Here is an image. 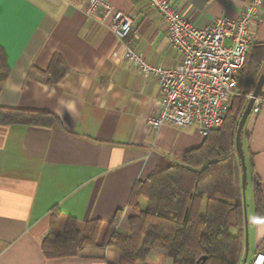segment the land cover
<instances>
[{"label":"crops","instance_id":"0c3cea01","mask_svg":"<svg viewBox=\"0 0 264 264\" xmlns=\"http://www.w3.org/2000/svg\"><path fill=\"white\" fill-rule=\"evenodd\" d=\"M171 1L199 28L210 27L221 15L237 18L248 3ZM25 2L32 6L26 18L0 44L9 67L7 79H16L25 90L17 96L0 95V107L50 113L59 124L0 125V264H117L120 253L111 247L45 259L41 242L49 232L52 210L59 213L58 232L68 217L81 225L91 220L106 224L121 211L117 229L127 233V219L133 213L127 204L135 182L161 166L179 163L204 138L194 126L165 125L158 130L146 126L147 116L159 108L158 84L123 58L124 42L112 34L108 20L102 22L99 13L84 14L88 0ZM108 2L131 18V44L148 64L173 68L179 63L159 16L144 0ZM3 11L11 15L16 9L6 4ZM255 36L257 43H264V6ZM54 55L62 58L67 72L48 86L39 72L47 70ZM82 74L93 79L92 89L79 88ZM109 84L114 85L110 92ZM61 99L72 100L76 111H62ZM243 153L246 185L254 177L264 187V105L254 116ZM248 186L246 216L247 225L248 218L252 224L255 252L264 242V220H253ZM135 264H173V260L165 251L153 249L144 263Z\"/></svg>","mask_w":264,"mask_h":264},{"label":"trees","instance_id":"16d2710c","mask_svg":"<svg viewBox=\"0 0 264 264\" xmlns=\"http://www.w3.org/2000/svg\"><path fill=\"white\" fill-rule=\"evenodd\" d=\"M263 67L264 43H256L238 72L236 94L220 127L199 147L186 152L179 163L161 166L135 182L127 204L133 211L127 219V233L117 229L121 211L106 224L91 220L81 225L68 217L58 232L59 213L53 209L49 232L41 242L43 257L69 258L85 249L111 247L120 253L117 264L144 263L153 249L165 251L173 264H241L245 222L242 172L234 138L246 97L251 95ZM66 72L62 58L54 55L47 70L39 73L49 86ZM8 75L6 55L0 47V82ZM259 95L264 96V85ZM254 116L251 112L241 130L242 147L250 137ZM13 124L51 127L59 120L50 113L0 107V125ZM249 165L251 171V162ZM248 187L253 220L259 223L264 220V187L254 177ZM141 199L146 200L144 210L140 209ZM231 229L237 234H231Z\"/></svg>","mask_w":264,"mask_h":264},{"label":"built area","instance_id":"2783aa9c","mask_svg":"<svg viewBox=\"0 0 264 264\" xmlns=\"http://www.w3.org/2000/svg\"><path fill=\"white\" fill-rule=\"evenodd\" d=\"M52 1V0H48ZM159 16L169 45L180 56L173 68L148 64L133 49L134 33L129 15L115 10L108 0H88L84 14L99 13L109 21L112 34L124 42L123 58L155 78L159 108L147 116L146 126L158 130L165 125L175 128L194 126L207 137L219 128L236 94L237 75L246 55L257 43L255 32L264 0H248L237 18L221 15L208 28H199L175 8L171 0H144ZM264 105L258 96L251 112L257 114ZM249 264H264V244L254 252Z\"/></svg>","mask_w":264,"mask_h":264},{"label":"water","instance_id":"95a60500","mask_svg":"<svg viewBox=\"0 0 264 264\" xmlns=\"http://www.w3.org/2000/svg\"><path fill=\"white\" fill-rule=\"evenodd\" d=\"M264 85V67L262 70V73L260 74L255 87L251 93V95L248 96L247 103L245 105V108L241 114L240 120L238 122L235 138H234V148L235 151L239 157L240 160V167H241V192H242V201H243V210H244V257L242 260V264H245L246 258H247V216H246V206H245V187H246V181H247V173H246V164H245V158L243 153V147L241 142V130L248 118V116L251 113L252 106L256 100V98L259 96V93ZM231 104V103H230Z\"/></svg>","mask_w":264,"mask_h":264},{"label":"snow or ice","instance_id":"6c2138e0","mask_svg":"<svg viewBox=\"0 0 264 264\" xmlns=\"http://www.w3.org/2000/svg\"><path fill=\"white\" fill-rule=\"evenodd\" d=\"M6 4L16 11L11 15H6L3 11ZM31 7L25 0H0V44H3L10 35L17 31L20 22L26 18L27 10Z\"/></svg>","mask_w":264,"mask_h":264},{"label":"clouds","instance_id":"9594fccd","mask_svg":"<svg viewBox=\"0 0 264 264\" xmlns=\"http://www.w3.org/2000/svg\"><path fill=\"white\" fill-rule=\"evenodd\" d=\"M93 87V79L82 74L79 78V88L83 90H89ZM113 87L114 85L109 84L107 90L110 92ZM24 90L25 86L12 77L0 82V95L8 94L10 96H17L22 94ZM58 104L62 111L67 110L70 114H73L76 111V104L72 100L61 99L58 101ZM101 107H104V105L101 104Z\"/></svg>","mask_w":264,"mask_h":264},{"label":"rangeland","instance_id":"374dc122","mask_svg":"<svg viewBox=\"0 0 264 264\" xmlns=\"http://www.w3.org/2000/svg\"><path fill=\"white\" fill-rule=\"evenodd\" d=\"M246 98L248 99V96ZM246 195L247 196L249 195V191L248 190L246 191ZM248 200H250L249 197H248ZM144 202H145L144 204L146 205V201H144ZM144 204L143 203L140 204V209L141 210L145 209L144 207H146V206ZM250 225H252V224H251L250 218H248V225H247V258H246L245 264H249L250 260L252 259L253 255H254V249H255L254 239H253L254 238L253 237V230H252V228L250 229ZM230 233L231 234H236V229H231ZM93 252H94L93 249H85L84 250L85 254H91ZM243 257H244V252L242 254V260H243Z\"/></svg>","mask_w":264,"mask_h":264}]
</instances>
